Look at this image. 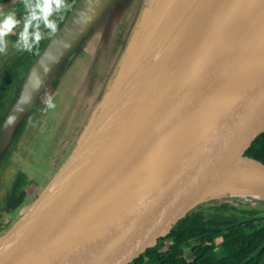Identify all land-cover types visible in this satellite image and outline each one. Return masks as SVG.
<instances>
[{"label": "water", "instance_id": "obj_1", "mask_svg": "<svg viewBox=\"0 0 264 264\" xmlns=\"http://www.w3.org/2000/svg\"><path fill=\"white\" fill-rule=\"evenodd\" d=\"M97 1L64 20L34 67L77 37ZM131 75L105 109L111 81L53 181L0 235V264H137L221 181L264 169L249 154L264 131V0H178Z\"/></svg>", "mask_w": 264, "mask_h": 264}, {"label": "rangeland", "instance_id": "obj_2", "mask_svg": "<svg viewBox=\"0 0 264 264\" xmlns=\"http://www.w3.org/2000/svg\"><path fill=\"white\" fill-rule=\"evenodd\" d=\"M90 1L81 0L63 21L67 19V23H69V19L74 18ZM19 2L22 3L21 0ZM154 2L151 1L152 8L149 10L147 0H98L90 19H88L77 37L65 41L43 64L33 66L22 83L17 82L7 91L8 111L0 123V213H3L0 219V235L4 234L9 229L8 227L15 223L17 218L26 210L25 207H20L15 218V215L9 217L7 213L11 211L12 207L8 210L4 209L3 191L10 187L14 172L17 170L13 163L7 160L12 155L8 153L7 145L4 143L17 138V140L25 141L23 143L28 146L42 147L46 151H56L60 147H66L69 131L71 132L75 128L72 129L73 119L72 121L69 120L71 125L69 128L59 119L66 98V82L60 81L58 86L53 87L58 79V71L63 70L62 66L65 62L69 61L70 63L77 57L78 64L82 63L85 67L87 64L95 65L98 61H101L98 53L108 55L106 49H109L116 53L115 57L121 56L122 59L120 65L113 72L112 89L114 81L122 71L126 58L132 52L130 49L125 53L126 40L129 39L133 50L135 43L144 32L146 24L151 19L150 17L156 11ZM66 3L69 5V0H66ZM145 10L148 11L142 15ZM2 11L4 13L10 12L9 9ZM15 13L17 18L22 20V15L18 11ZM21 30L22 23L12 33L17 36V40ZM6 40L7 48L3 55H6L17 45V40L7 38ZM110 75L112 77V72ZM48 97L52 98L55 104L54 108L47 107L46 100ZM64 127H66V130L68 129V135L65 133ZM28 146L20 145L18 149L20 152L27 154V158L38 160L37 156L31 151L33 149H28ZM14 157L16 159L15 165L26 163L28 167H34V163L22 160L16 155ZM44 179L46 177L42 175L37 184L30 185L31 192L29 193L30 199L27 206L36 202L47 188L48 185L41 186L40 182ZM207 202L211 204L228 202L238 207H253L259 209L261 214L264 215V194L259 190L239 186L224 187L211 196ZM211 240L217 241L215 237L212 238L210 235L206 237V241Z\"/></svg>", "mask_w": 264, "mask_h": 264}, {"label": "trees", "instance_id": "obj_3", "mask_svg": "<svg viewBox=\"0 0 264 264\" xmlns=\"http://www.w3.org/2000/svg\"><path fill=\"white\" fill-rule=\"evenodd\" d=\"M7 1L0 0V5ZM78 2L69 0V8L53 14L51 19L58 25L55 33L41 25L43 39L33 51L20 50L0 71V123L7 114V91L17 82H23L49 40L64 25L63 19L71 14ZM5 9L18 11L22 18L26 14L19 0L12 1ZM6 38L17 40L15 34ZM4 56L0 53V61ZM263 148L264 131L254 141L249 154L264 160ZM25 182L23 173L15 170L10 187L3 191L4 209L12 207L9 211L11 216L15 213V206L25 204ZM2 215L0 213V219ZM209 235L217 241H206ZM137 264H264V215L253 207H238L228 202H206L191 211L178 227L166 235L161 245L151 247Z\"/></svg>", "mask_w": 264, "mask_h": 264}, {"label": "crops", "instance_id": "obj_4", "mask_svg": "<svg viewBox=\"0 0 264 264\" xmlns=\"http://www.w3.org/2000/svg\"><path fill=\"white\" fill-rule=\"evenodd\" d=\"M151 1H155L154 3L157 7L162 0H147V4L150 7L149 10L152 8V5H150ZM147 11L145 10L143 14ZM106 50L108 52V55L102 53L104 56L97 52L102 62L98 61L95 65L87 64L85 67V65L82 63L78 64V57L76 59H73L70 63L69 61L65 62V64H63L62 66L63 74L55 81V86L53 87L58 86L60 81L66 82V98L62 106L59 119L60 121H63L65 126H68V128L71 126L69 120L72 121L73 119L74 125L72 126V129L73 127L75 128V130L77 128L76 137L74 129L71 132L69 131V139L67 138L66 147H60L56 151H46L42 147L28 146L23 143L25 141L17 140V138L12 141L8 140L4 143L7 145L6 148L8 150V153H11L10 155H12L7 160L13 163L14 167L17 168V170L21 171L26 178V182L24 185V191L26 194V197L24 199L25 204L22 206H15L13 208V211H15V213L12 216L15 215V218L18 214H16V212L20 207H25V209L27 208V203L30 199L29 193L31 192V188H29L30 185L37 184V181L42 175L46 177V179H44L43 181L41 180V186H43L44 184L49 185L53 181L57 171L63 166L66 158L68 157V153L70 155L75 145L83 135L84 130L87 129V127L90 125V121L98 112L99 107L108 97L110 91V83L113 78V72L120 64L121 56L117 58L115 57L116 53H114L112 50ZM111 72L112 77L110 75ZM66 127H64V129L65 133L68 135V129L66 130ZM20 145L28 146V149H33L31 151L37 156L38 160L27 158V154L19 151L18 146ZM14 155L18 156V158L22 160L34 163V167H28L26 163L15 165L16 159ZM7 213L9 217H12L9 212Z\"/></svg>", "mask_w": 264, "mask_h": 264}, {"label": "clouds", "instance_id": "obj_5", "mask_svg": "<svg viewBox=\"0 0 264 264\" xmlns=\"http://www.w3.org/2000/svg\"><path fill=\"white\" fill-rule=\"evenodd\" d=\"M21 2L26 13L22 20L17 18L15 12L0 11V53H4L7 48L6 37L21 23L22 30L18 34L17 48L32 52L43 39L41 25L51 33H55L58 25L51 17L54 13H61L70 7L66 0H21ZM46 105L48 108L55 107L51 97L47 98Z\"/></svg>", "mask_w": 264, "mask_h": 264}, {"label": "bare ground", "instance_id": "obj_6", "mask_svg": "<svg viewBox=\"0 0 264 264\" xmlns=\"http://www.w3.org/2000/svg\"><path fill=\"white\" fill-rule=\"evenodd\" d=\"M177 1L178 0H166L164 2V5L161 7L162 10L160 12L157 11L155 14H153L152 17H150L151 19H149L148 23L146 24L143 34L140 36L139 40L135 43L133 51L129 54V56L125 60L121 73L113 83L111 98L108 101L107 105L105 106V109L110 104V102L115 97V95L118 93V88L120 83L123 80L127 79L128 77L131 78L133 76L131 75V65L135 61V58L140 55V51L146 42L148 33L151 31V29H153L154 31L157 28V24L160 21L162 15L164 14L165 10L167 11V13L170 12L171 6L174 5ZM232 186H239L241 188L259 190L264 194V169L246 168V169L237 170L226 180L221 181V184L217 188L218 190L215 191L211 196L217 193L221 188L224 187L230 188Z\"/></svg>", "mask_w": 264, "mask_h": 264}, {"label": "flooded vegetation", "instance_id": "obj_7", "mask_svg": "<svg viewBox=\"0 0 264 264\" xmlns=\"http://www.w3.org/2000/svg\"><path fill=\"white\" fill-rule=\"evenodd\" d=\"M10 51L3 57V59L10 53ZM3 59L0 61V63L3 61Z\"/></svg>", "mask_w": 264, "mask_h": 264}]
</instances>
